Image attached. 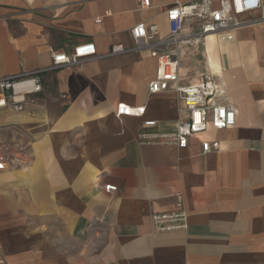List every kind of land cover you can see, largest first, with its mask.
Here are the masks:
<instances>
[{
  "label": "crops",
  "instance_id": "1",
  "mask_svg": "<svg viewBox=\"0 0 264 264\" xmlns=\"http://www.w3.org/2000/svg\"><path fill=\"white\" fill-rule=\"evenodd\" d=\"M190 1L0 0V77L51 67L53 52L79 44L97 49L44 72L24 111L0 110V152L10 147L0 264H264L263 12L242 15L230 41L209 35L181 48L182 83L211 76L216 100L237 117L179 148L174 134L188 113L175 91L150 93L158 62L131 30L155 23L166 36L167 10ZM116 44L126 50L110 55ZM119 103L145 114L118 117ZM203 141L220 149L204 153ZM179 195L188 227L158 231L153 215L176 210Z\"/></svg>",
  "mask_w": 264,
  "mask_h": 264
},
{
  "label": "built area",
  "instance_id": "2",
  "mask_svg": "<svg viewBox=\"0 0 264 264\" xmlns=\"http://www.w3.org/2000/svg\"><path fill=\"white\" fill-rule=\"evenodd\" d=\"M143 8L150 7V0H139ZM261 10L264 19V0H220L217 7L213 0H192L178 3L167 10L170 32L160 34L155 23H139L132 28L136 48L147 49L158 62L155 79L149 83L150 93L173 90L183 103L188 116L182 120L174 134L177 147L188 146L192 137L204 133L211 125L216 129L232 127L236 123L237 110L233 104L218 102V88L214 79L204 75L196 82L183 84L180 77V53L184 46L202 44L209 35H217L223 41L233 39V31L245 22L241 16ZM197 20L198 28L186 31L187 22ZM122 44L112 47L110 55L124 52ZM51 67L24 71L14 75L0 77V110L12 109L24 111L26 106L44 90L43 73L65 65H78L84 60L97 55L94 43L76 45L69 53H52ZM146 107H134L119 103L116 108L118 117L134 115L143 116ZM156 121H147L145 125H155ZM203 152L220 149L219 141H203ZM10 147L4 146L0 152V170L5 168L10 159ZM108 192H115L118 187L113 184L104 186ZM153 221L158 231L184 230L189 225V217L182 196L179 195L177 209L166 213H155ZM1 248V244H0ZM4 258H0L3 262Z\"/></svg>",
  "mask_w": 264,
  "mask_h": 264
}]
</instances>
